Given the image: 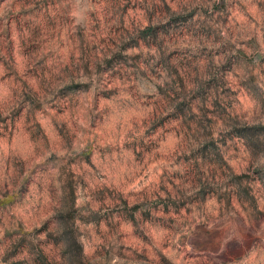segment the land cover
<instances>
[{
  "label": "rangeland",
  "instance_id": "374dc122",
  "mask_svg": "<svg viewBox=\"0 0 264 264\" xmlns=\"http://www.w3.org/2000/svg\"><path fill=\"white\" fill-rule=\"evenodd\" d=\"M0 264H264V0H0Z\"/></svg>",
  "mask_w": 264,
  "mask_h": 264
},
{
  "label": "trees",
  "instance_id": "16d2710c",
  "mask_svg": "<svg viewBox=\"0 0 264 264\" xmlns=\"http://www.w3.org/2000/svg\"><path fill=\"white\" fill-rule=\"evenodd\" d=\"M62 244L67 247V248H70L71 246V241H70V238H68L67 236H65L62 240Z\"/></svg>",
  "mask_w": 264,
  "mask_h": 264
}]
</instances>
